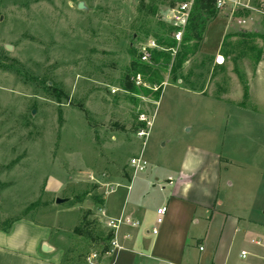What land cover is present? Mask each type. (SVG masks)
<instances>
[{"label":"rangeland","instance_id":"obj_1","mask_svg":"<svg viewBox=\"0 0 264 264\" xmlns=\"http://www.w3.org/2000/svg\"><path fill=\"white\" fill-rule=\"evenodd\" d=\"M239 1L252 8L220 9L206 26L202 47L183 63L189 85L172 80L169 68H158L159 94L137 75L131 95L122 89L126 67L136 58L128 46L147 52L146 58L147 49L159 48L154 35L174 26L169 13L178 0H0V229L20 219L40 227L26 222L25 235L47 228L59 264H126L110 245L101 252L97 243H83L75 228L83 221L110 231L107 217L118 210L127 186L136 188L142 177L152 193L148 203H154L158 185L174 175L185 151L199 147L220 156L219 209L232 215L243 210L254 226L232 239L230 264H260L264 13L260 0ZM78 2L85 9H77ZM225 23L230 41L247 34L258 55L226 58L219 51ZM175 33L179 48L182 34L178 39ZM217 53L224 58L222 69L214 62ZM139 130L145 135L138 136ZM138 155L145 168L135 173L130 161ZM214 215L211 227L217 228L223 216ZM207 245L202 251L190 246L191 258H209ZM77 248L81 257L73 252ZM91 253L97 258L90 261Z\"/></svg>","mask_w":264,"mask_h":264},{"label":"crops","instance_id":"obj_2","mask_svg":"<svg viewBox=\"0 0 264 264\" xmlns=\"http://www.w3.org/2000/svg\"><path fill=\"white\" fill-rule=\"evenodd\" d=\"M226 25L220 36L222 38ZM205 41L206 38L202 43ZM221 178L218 153L189 147L174 175H167L165 182L158 185L154 203H148L152 193L145 187V177L140 179L134 189L128 185L118 210L113 216L107 217L129 220V223L121 224L116 232L115 239L120 248L114 249L113 255L116 257L122 252L118 257L126 264H206V260L207 264H230L228 250L232 239L238 233H250L254 226L249 214L243 210L232 215L219 209L218 189ZM163 206L165 212L157 215L156 209ZM214 211L223 216L217 228L211 227L215 218ZM158 217L161 218L159 222ZM26 222L40 229L26 219L13 222L6 230L0 229V264H59L60 254L54 255L56 248L48 241V229L42 228L43 232L35 237L25 235L24 231L28 227ZM152 228L156 229L155 234ZM205 241L210 244L207 245L211 249L209 258L198 257L193 260L190 246H196L198 251H202ZM42 243L50 245L52 251L43 252ZM257 257V261L264 264V256L257 254Z\"/></svg>","mask_w":264,"mask_h":264},{"label":"trees","instance_id":"obj_3","mask_svg":"<svg viewBox=\"0 0 264 264\" xmlns=\"http://www.w3.org/2000/svg\"><path fill=\"white\" fill-rule=\"evenodd\" d=\"M183 0H178L181 2ZM156 10L155 5L151 6L148 9V13L153 14ZM238 9L233 11V15L239 16L237 13ZM219 9L215 7V0H193L191 4V8L189 11V17L182 31L181 39H180V47L177 48V41L174 39L173 34L177 29L176 26L169 25L168 27L162 26L161 32L159 34L154 35V39L157 42L159 48H150L147 49L149 55L146 58V63L141 62L139 59L142 56L141 51H136L132 48L131 45L128 46L129 51H132L131 54H135V59L130 61V65L126 67L123 81H122V89H124L127 93L133 94L134 92V78L135 76H140L143 81L150 86L156 87V95L162 89L163 78L159 73L158 68H169V74L171 75L172 80H177L182 78L186 82V85L190 84V79L188 76H182L181 67L183 63L192 56L197 48H200L204 32L207 24L212 21L218 15ZM135 34V35H134ZM237 35L239 39L236 41H230L229 37L231 34L225 33L219 51L222 52L226 58L232 60L245 56L247 53H252L258 50L255 46L252 45V40L247 39V34H234ZM246 35V36H245ZM132 38L138 37V32H133L131 34ZM250 40V41H249ZM222 55V54H221ZM219 68H223L221 64H217ZM177 74L179 76H177ZM192 89H196L192 86ZM246 90V88H245ZM198 91L202 92V88L199 87ZM204 93V92H203ZM216 98L218 96L214 95ZM141 128H146V123H140ZM97 198V197H96ZM96 200V199H95ZM96 202L98 204L103 203V199L97 198ZM81 226L75 228V234L80 236L83 243L86 242H95L98 246L101 247L104 252L107 246L110 244V241L113 237V231H101L97 230L88 222L83 223L81 221ZM82 249H74L73 252L75 254H79V257L83 255ZM82 253V254H80ZM81 255V256H80Z\"/></svg>","mask_w":264,"mask_h":264},{"label":"built area","instance_id":"obj_4","mask_svg":"<svg viewBox=\"0 0 264 264\" xmlns=\"http://www.w3.org/2000/svg\"><path fill=\"white\" fill-rule=\"evenodd\" d=\"M193 0H183L181 1L177 7H173L170 9V13H169V19L173 22V25L177 27L176 29V33H175V37L179 39L184 26L187 22V19L189 17V11L191 8V4H192ZM226 5H231V6H242L243 8H252L251 6L239 1V0H215V7L217 9H222L224 8V6ZM259 10L264 13V0H260L259 1ZM153 44V43H152ZM146 53L144 51V54L142 55V59L146 58ZM214 62L216 64H222L224 62V58L221 54H216L214 57ZM138 136H142L145 135V132L143 130H139L137 132ZM131 166L134 168L135 172L138 171H142L145 168V161L142 159L141 155H138L136 157H133L131 159ZM165 207H160L156 209V213L157 215H162L165 212ZM161 220L160 217L157 218V221L159 222ZM123 223H129L128 219H123L122 217H117V218H110L107 221V226L110 228V230L113 231V237L110 241V249L113 251L114 249H119L120 246L118 245L116 239H115V235L116 232L119 228V226ZM152 233L155 234L156 233V229L152 228ZM253 243L255 244H259L260 241L258 239H254L251 240ZM199 249H201V247H199ZM246 252L245 250H241L240 251V256L243 258L245 257ZM97 258V254L96 253H91L88 255V260H94ZM158 264H169V263H164V262H159Z\"/></svg>","mask_w":264,"mask_h":264},{"label":"water","instance_id":"obj_5","mask_svg":"<svg viewBox=\"0 0 264 264\" xmlns=\"http://www.w3.org/2000/svg\"><path fill=\"white\" fill-rule=\"evenodd\" d=\"M76 7H77V9H85L83 2H78ZM4 47L8 50L12 49V46L8 45V44H5ZM55 200H56V203H60V202H63L65 199L56 198ZM52 249L53 248L50 245H48L47 243H42V245H41V250L43 252H50V251H52Z\"/></svg>","mask_w":264,"mask_h":264}]
</instances>
